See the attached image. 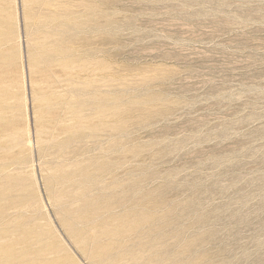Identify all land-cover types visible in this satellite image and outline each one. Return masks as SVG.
Listing matches in <instances>:
<instances>
[{
  "label": "rangeland",
  "instance_id": "374dc122",
  "mask_svg": "<svg viewBox=\"0 0 264 264\" xmlns=\"http://www.w3.org/2000/svg\"><path fill=\"white\" fill-rule=\"evenodd\" d=\"M0 81V264H264V0H0Z\"/></svg>",
  "mask_w": 264,
  "mask_h": 264
},
{
  "label": "bare ground",
  "instance_id": "6f19581e",
  "mask_svg": "<svg viewBox=\"0 0 264 264\" xmlns=\"http://www.w3.org/2000/svg\"><path fill=\"white\" fill-rule=\"evenodd\" d=\"M192 15H193V14H192ZM72 27H73V26H72ZM67 68H68V67H67ZM69 69H71V68H69ZM0 82H1V84H2V81H0ZM1 84H0V85H1ZM103 115H104V114H103ZM1 138H2V137H1ZM56 198H57V197H56ZM55 202H57V199L55 200ZM136 212H137V211H136ZM135 215H136V214H135ZM115 217H116V216H115ZM118 218H119V217H118ZM141 218H142V217H141ZM142 219H143V218H142ZM147 219H148V218H147ZM145 222H146V221H145ZM150 222H151V221H150ZM95 238H96V240H97V236H96ZM0 242L3 243V241H0ZM94 242H95V241H94ZM5 244H6V241H5ZM8 244H9V243H8ZM76 244H78L80 248H82V249L85 250V248H84V247H85L84 242L82 243V242L80 241L79 243H76ZM2 246H3V245H2ZM6 246H8V248L11 247L10 245H6ZM6 246H5V247H6ZM0 247H1V246H0ZM3 248H4V247H3ZM1 249H2V247H1ZM4 249H5V248H4ZM6 249H7V248H6ZM7 250H9V249H7ZM7 250H6V251H7ZM51 250H52V249H50V251H51ZM1 251H5V250L2 249V250H0V252H1ZM87 251H88V250H86V253H88ZM82 253H83V252H82ZM49 254H50V252H49ZM88 255L91 256L90 258H93V257L95 258V257H96V256L93 254V252H89ZM97 258H98V256H97ZM54 259H55V258H54ZM32 260H34V259H32ZM115 261H116V260H115ZM39 263H40V262H39ZM99 263H101V261H100ZM110 263H111V262H110ZM110 263H108V264H110ZM118 263H119V261H118ZM48 264H49V262H48ZM51 264H52V263H51ZM101 264H102V263H101ZM111 264H116V263H115V262H112Z\"/></svg>",
  "mask_w": 264,
  "mask_h": 264
}]
</instances>
